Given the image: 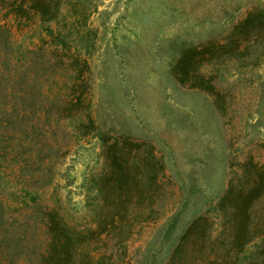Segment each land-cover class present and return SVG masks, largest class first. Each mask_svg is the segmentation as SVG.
<instances>
[{"label": "rangeland", "instance_id": "1", "mask_svg": "<svg viewBox=\"0 0 264 264\" xmlns=\"http://www.w3.org/2000/svg\"><path fill=\"white\" fill-rule=\"evenodd\" d=\"M60 3L58 24L71 29L66 32L69 51L86 60L81 73L93 130L77 125L82 118L86 122L78 111L60 118L57 131L44 136L61 145L48 155L51 160L43 158V135L14 132L0 148V201L11 208L16 200L33 197L56 207L72 225L92 226L97 209L92 181L103 168L97 133L138 138L149 147L147 167L160 165L163 171L155 179L162 192L152 196L150 219L135 223L116 253L128 264H165L189 220L205 212L214 215L215 202L227 181H236L243 161L264 167V53L252 65L235 59L199 64L197 70L209 78L214 92L178 83L170 65L182 47L220 40L247 10L264 6V0ZM0 23L9 28L6 39L14 54L38 42L42 23L19 27L9 17H0ZM60 70L56 84L44 81L43 89L52 84L63 96L71 77ZM25 211L4 207L5 214ZM256 244L252 240L245 250Z\"/></svg>", "mask_w": 264, "mask_h": 264}, {"label": "trees", "instance_id": "2", "mask_svg": "<svg viewBox=\"0 0 264 264\" xmlns=\"http://www.w3.org/2000/svg\"><path fill=\"white\" fill-rule=\"evenodd\" d=\"M60 2L0 0V17H9L19 27L34 21L42 23L38 42L15 54L6 39L9 28L0 23L1 149L14 132L21 137L30 133L31 137L43 135V158L56 153L60 143H49L44 136L57 131L60 118L77 111L86 119L85 123L80 119L77 125L93 130L87 111L88 89L81 73L86 60L69 51L66 32L71 29L58 24ZM45 22H53L55 27ZM262 41L264 6H253L220 40L182 47L169 71L180 84L214 92L209 78L197 66L230 59L255 64L264 53ZM58 69L71 77L63 96L58 88L51 89ZM44 81L53 82L49 89H43ZM97 134L103 168L92 181L97 198L93 225H72L56 207L33 197L15 201L13 210L27 209L19 216L5 214L4 207L11 208L0 201V264L18 260L27 264H128L116 250L124 247L135 223L150 219L152 196L162 192L160 181L155 179L163 171L160 165L147 167L149 147L143 140L105 131ZM150 157L155 158L153 154ZM21 161L28 164L25 158ZM240 166L236 181L229 179L215 202L214 215L205 212L192 217L171 245L165 264H264V167L251 159ZM252 240H257L255 248L246 251Z\"/></svg>", "mask_w": 264, "mask_h": 264}]
</instances>
